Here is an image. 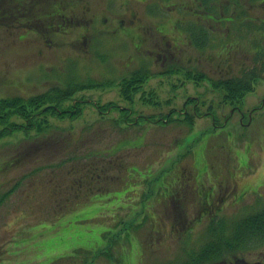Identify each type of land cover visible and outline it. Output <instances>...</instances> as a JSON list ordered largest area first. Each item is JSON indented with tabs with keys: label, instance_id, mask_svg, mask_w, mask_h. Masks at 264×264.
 Returning <instances> with one entry per match:
<instances>
[{
	"label": "rangeland",
	"instance_id": "obj_1",
	"mask_svg": "<svg viewBox=\"0 0 264 264\" xmlns=\"http://www.w3.org/2000/svg\"><path fill=\"white\" fill-rule=\"evenodd\" d=\"M62 2L52 1L51 11L69 13L83 25L53 28L48 36L47 22L40 23L37 34L17 27L22 19L0 18V98L32 97L52 86L64 88L68 80L114 86L132 70L131 62L120 67L132 50L126 42L133 25L160 20L178 27L172 18L189 16L186 10L194 6V0ZM4 4L0 0V12ZM155 32L163 35L164 27ZM45 35L51 42L46 44ZM154 47L160 45L146 46ZM188 48L191 58L202 60L203 71L228 74V61L211 50ZM179 84L151 80L158 104L136 100L132 105L119 89L78 92L62 110L81 102L79 117L48 116L51 127L43 133L16 132L0 139V264H178L188 250L198 251L207 242V226L216 214L235 221L264 208V108H259L264 80L242 108L252 111L254 119L247 115L243 125L240 113L220 106L218 124L224 120L220 115L232 118L218 128L204 113L210 102H221V93L211 92L206 83L187 82L183 89ZM189 95L200 98L197 117L194 105H188L194 124L175 117L168 124L143 119H164L171 109L182 118ZM88 102L132 106L134 111L125 123L119 110L109 108L104 115ZM194 161L203 176L199 183L206 185V177V189L190 183L191 170L197 176ZM14 186V193L2 197ZM207 189L215 194L213 203L205 200ZM104 247L114 253L113 260L100 254ZM263 251L238 259L254 261Z\"/></svg>",
	"mask_w": 264,
	"mask_h": 264
},
{
	"label": "trees",
	"instance_id": "obj_2",
	"mask_svg": "<svg viewBox=\"0 0 264 264\" xmlns=\"http://www.w3.org/2000/svg\"><path fill=\"white\" fill-rule=\"evenodd\" d=\"M52 1L54 0H9L6 5L4 4V11L0 12V18L6 16L5 20L9 18L22 19L28 23V26L30 23H34L37 27L40 20L44 23L47 22L49 25L56 19H62L60 10L59 14L51 11ZM57 1L60 5L63 4L62 0ZM228 1L223 3L222 0H201V3L204 5L215 3L216 5L212 4L211 8L207 9L205 13L213 18L216 15L221 18V15H223L225 20L229 19L227 17L230 13L228 11L229 4L225 5L224 9L221 8V5L226 4ZM251 1L257 2L260 0ZM262 1L264 2V0ZM231 2L234 3V6L239 4L236 0ZM205 20L208 21L209 19L204 18L202 21ZM32 28H35V26H32ZM190 29L194 45L199 49H205L208 43L205 40H198L205 39L208 30L203 27L199 28L197 24L191 26ZM257 30L261 32V36H264V20L260 21ZM252 47L251 64L248 63L249 66L247 64L241 75L218 77L217 80H213L204 72L193 75L192 71H188L187 77L209 81L214 90L222 93L225 103L241 104L245 96L254 91L256 84L264 79V37H261L260 41L255 39ZM195 76H201V78ZM84 88L82 85L78 87L69 85L65 89L55 88L47 93L28 99L21 97L0 99V139L17 131H44L49 127L47 117L61 116L62 114L58 113L61 103L68 100L75 91ZM124 95L127 98L130 96L127 87ZM74 114L79 115L78 112ZM13 118H19L24 122L22 124L17 123L13 121ZM226 228L227 226L223 221L211 225L209 242L199 252L192 253L181 264H208L220 261L228 254L243 253L264 246V209L233 222L229 230ZM106 256L111 258L109 254H106Z\"/></svg>",
	"mask_w": 264,
	"mask_h": 264
},
{
	"label": "flooded vegetation",
	"instance_id": "obj_3",
	"mask_svg": "<svg viewBox=\"0 0 264 264\" xmlns=\"http://www.w3.org/2000/svg\"><path fill=\"white\" fill-rule=\"evenodd\" d=\"M166 23L167 22L164 21V23L159 24V21H157L149 25H140L139 23L133 25L134 31L129 37V40L132 42L133 51L127 57L126 63L131 62L133 68V75L131 78L138 73L147 74V77H141L139 79L140 84L137 87V89L140 88L139 92H141L138 95L139 97H141L143 92L151 90L149 87L151 79L148 78L149 76H152L150 73H154L155 71H159L160 68H163L159 74L164 75L168 71V69H166L168 60L179 62L181 55L184 54L187 39L186 35L183 34L182 30L178 29L175 25V21L169 26L165 25ZM191 23L197 24V26L201 28L202 21H194ZM182 24H187V21L180 20L177 22V25ZM121 26L126 27L123 24H121ZM159 26L164 27L163 35L155 32V29ZM210 29L211 31H217L213 25L210 26ZM153 42L159 44L160 47H154L152 51L144 48L147 46L143 45L144 43L148 44ZM135 46H141L145 50L138 52L134 49ZM152 54H156L157 56L148 57ZM235 264H264V253L260 254L256 261H239Z\"/></svg>",
	"mask_w": 264,
	"mask_h": 264
}]
</instances>
